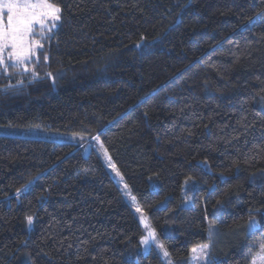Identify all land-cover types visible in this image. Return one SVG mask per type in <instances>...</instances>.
Listing matches in <instances>:
<instances>
[{"label": "trees", "instance_id": "trees-1", "mask_svg": "<svg viewBox=\"0 0 264 264\" xmlns=\"http://www.w3.org/2000/svg\"><path fill=\"white\" fill-rule=\"evenodd\" d=\"M33 59L0 63V126L97 136L168 253L264 244V0H45ZM92 151L0 136V264H163ZM215 235V234H214Z\"/></svg>", "mask_w": 264, "mask_h": 264}, {"label": "rangeland", "instance_id": "rangeland-1", "mask_svg": "<svg viewBox=\"0 0 264 264\" xmlns=\"http://www.w3.org/2000/svg\"><path fill=\"white\" fill-rule=\"evenodd\" d=\"M58 19V10L45 0H0V63L9 62L23 66L33 59L37 48L34 36L47 30L48 25ZM0 136L20 137L27 139H41L56 143H72L82 151L86 157L90 151L99 157L105 169L114 180L124 201L130 206L139 221L144 235L140 241L144 252L155 251L163 264H172L161 240L152 230L146 216L136 204L121 175L106 155L97 136L88 137L77 134L67 135L55 133L41 128L18 129L1 127ZM258 227L254 219L247 222L241 229L222 232L216 225H209L208 241L205 244L193 246L189 250L188 264H210L212 260V246L228 244L240 245ZM215 234V235H214ZM247 264H264V244L258 243L247 251Z\"/></svg>", "mask_w": 264, "mask_h": 264}]
</instances>
